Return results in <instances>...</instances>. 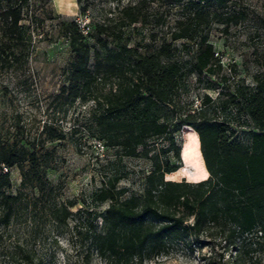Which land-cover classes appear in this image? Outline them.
<instances>
[{"label": "rangeland", "instance_id": "rangeland-1", "mask_svg": "<svg viewBox=\"0 0 264 264\" xmlns=\"http://www.w3.org/2000/svg\"><path fill=\"white\" fill-rule=\"evenodd\" d=\"M209 3L212 19L206 32L220 68L215 75L198 76L191 72L196 46L172 41L177 23L189 11L186 0H29L20 59L10 67L0 62V152L22 155L20 163L8 169L11 185L4 192L17 196L18 202L10 222L0 227V264H110L85 240L104 230L103 216L110 203L98 202L97 194L111 187L122 193L123 200L143 194L156 162H177L173 140L181 148V169L195 173L193 163L184 159L194 131L180 120L199 111L206 96L216 101L207 116L225 123L233 139L250 144L256 132L252 122L233 107L222 112L217 103L220 93L227 100L238 85L254 86V75L264 72V0ZM129 7L138 8L140 22L129 23L124 14ZM72 23L90 46L92 69L97 52L104 58L107 50L96 24L111 28L102 40L112 50L127 47L147 55L162 46L178 48L176 60L184 76L173 93V105L164 111L170 133L151 138L138 156H124L121 147L100 136L104 105L98 102L116 92L120 77L96 76L84 97L76 100L65 92L75 60L69 39ZM125 68L130 78L133 68ZM165 177L200 182L186 173ZM64 208L70 215L65 216ZM4 215L1 206L0 219ZM232 229L229 222L207 223L198 236L171 242L168 253L144 264H264L259 229L249 237L230 235Z\"/></svg>", "mask_w": 264, "mask_h": 264}, {"label": "trees", "instance_id": "trees-1", "mask_svg": "<svg viewBox=\"0 0 264 264\" xmlns=\"http://www.w3.org/2000/svg\"><path fill=\"white\" fill-rule=\"evenodd\" d=\"M186 1L189 11L177 23L172 41H185L184 47L196 46L192 73L215 75L220 66L206 32L212 19L206 4L210 2L212 6L230 0ZM28 2L5 0L0 7V62H8L9 67L22 54L27 28L22 22ZM137 11V7L124 9L130 24L140 22ZM95 30L107 50L104 58L97 52V64L92 69L90 46L84 42L77 24H71L69 39L75 60L65 92L76 100L84 97L96 76L120 77L116 92L106 96L105 102H98L104 105L99 118L100 136L109 144L121 147L124 156H138L139 148L146 147L151 138L170 133L171 125L164 111L173 105V93L184 76L181 62L176 60L178 48L162 46L155 54L147 55L127 47L112 50L102 40L103 35H110L111 28L96 24ZM126 57L133 61L127 62ZM126 66L133 68L130 78ZM254 76V86L238 85L227 100H222L220 93L217 103L222 112L233 107L252 122L256 132H252L250 144L233 139L225 123L207 116L216 101L206 96L202 108L180 123L198 135L209 177L197 183L186 179L166 180V174L177 173L184 164L181 148L173 140L177 162H156L143 194L123 200L122 193L114 187L97 194L98 202L110 204L103 216L104 230L85 237L96 253L110 264H144L168 253L171 242L198 236L207 223L229 222L233 227L230 235L239 233L241 237H249L259 229L264 236V72ZM0 155V207L5 209L1 227L10 222L13 206L18 202L17 196L4 192L11 185V175L4 166L7 169L17 166L22 155L13 151H3ZM63 213L70 215L68 208Z\"/></svg>", "mask_w": 264, "mask_h": 264}, {"label": "bare ground", "instance_id": "bare-ground-1", "mask_svg": "<svg viewBox=\"0 0 264 264\" xmlns=\"http://www.w3.org/2000/svg\"><path fill=\"white\" fill-rule=\"evenodd\" d=\"M184 159L188 162L191 161L196 168L195 173H188L186 169H181L179 172L169 175V178H174L176 175L186 173L189 179L195 181L205 180L209 177L206 170L204 160L200 150V142L198 135L195 132L189 136L188 143L184 151Z\"/></svg>", "mask_w": 264, "mask_h": 264}, {"label": "built area", "instance_id": "built-area-1", "mask_svg": "<svg viewBox=\"0 0 264 264\" xmlns=\"http://www.w3.org/2000/svg\"><path fill=\"white\" fill-rule=\"evenodd\" d=\"M4 170H5V172H8V169L6 167H4Z\"/></svg>", "mask_w": 264, "mask_h": 264}]
</instances>
